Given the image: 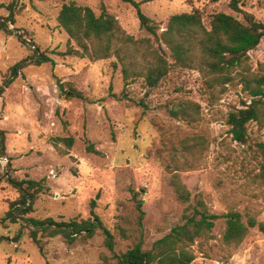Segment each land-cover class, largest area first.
Masks as SVG:
<instances>
[{
	"label": "rangeland",
	"instance_id": "rangeland-1",
	"mask_svg": "<svg viewBox=\"0 0 264 264\" xmlns=\"http://www.w3.org/2000/svg\"><path fill=\"white\" fill-rule=\"evenodd\" d=\"M13 0H0V23L10 15ZM142 3L144 0H134ZM244 12L264 24V0H237ZM71 2L90 7L97 15L106 8L122 28L136 38H145L136 9L122 0H19L14 9L15 23H9L29 43L23 46L15 36L0 31V87L9 69L32 54L37 47L55 65L29 66L15 83L1 94L0 129L7 133L8 158L0 160V264H98L131 249L136 238H123L118 228H137V201H143L144 249L168 235L181 223L184 206L171 186L170 174L158 159L167 142L180 144L186 137L201 135L208 148L202 166L195 171H180L192 200L203 198L211 213L222 215L235 208L264 223V185L256 176L260 160L256 145L264 143V119L248 126L247 145L233 140L226 124L229 112L243 108L250 99L240 87H231L219 101L209 104L202 92L197 71H176L161 86L147 92L143 80L125 87L115 59L91 62L58 54L67 50L69 36L60 27L58 15ZM231 0H153L141 6L144 14L162 31L171 15L199 10L210 28L212 16L224 13L244 21L230 7ZM255 70L264 62V39L250 53ZM74 90L82 98H69ZM190 100L201 107V122L187 126L173 119L168 108ZM144 103L147 107H141ZM74 137L68 155L55 147L58 138ZM85 140L101 155L89 154ZM59 147L66 151L64 144ZM170 150L172 149L169 146ZM7 174L18 180L46 179L49 192L42 195L31 215L36 219L70 221L89 219L92 203L104 226L115 235V249L105 246L99 232L87 241L81 237L68 244L63 237L47 241L42 255L29 237L24 224H1L10 202L18 197L7 182ZM23 229L18 242L16 234ZM225 220L215 224L210 241L198 240L193 247L197 257H208L218 264H264V234L250 231L243 244L231 250L222 242ZM139 236V235H137Z\"/></svg>",
	"mask_w": 264,
	"mask_h": 264
},
{
	"label": "trees",
	"instance_id": "trees-1",
	"mask_svg": "<svg viewBox=\"0 0 264 264\" xmlns=\"http://www.w3.org/2000/svg\"><path fill=\"white\" fill-rule=\"evenodd\" d=\"M122 1L130 3L136 9L141 28L147 32V37L136 38L128 34L106 8L97 15L90 7L71 2L63 5L58 15L60 27L69 36L67 50L58 55L88 59L93 63L115 59L112 66L121 70L125 87L141 79L147 92L159 88L176 71H197L202 92L208 96L210 105L219 101L231 87H240L250 103L243 101V108H235L229 112L226 124L230 127L233 140L240 145H247L249 124L260 123L264 119V62L255 70L250 57V53L264 39V24L253 14L241 10L237 0H231L230 7L243 15V22L231 15L217 13L212 16L210 28H207L201 12L194 10L191 13L171 15L162 31L160 25L147 17L141 9L143 4L153 0H144L142 3ZM18 2L19 0H13L8 6L10 15L0 23V31L15 36L23 46H28L24 36L9 26V23H15L14 9ZM44 64L55 65V62L35 47L29 57L9 69L0 87L1 94L15 83L24 69ZM66 95L69 98H82V94L74 90L66 92ZM140 105L147 107L144 103ZM167 112L171 118L183 121L187 126H195L201 122V107L190 100L173 103ZM6 135L0 129V160L8 158ZM75 141L74 137L58 138L54 145L61 154L68 155ZM59 143L64 144L67 150L63 151ZM85 144L89 154L101 155L91 141L85 140ZM207 148V140L201 135L186 137L180 144L167 142L162 146L158 151V159L171 175L169 185L177 200L184 206L181 223L156 241L152 248L144 249V203L137 201V228L126 230L119 226L118 231L123 238H136L138 242L128 251L114 254L112 258L103 256L98 264H218L208 257H197L193 247L198 240L206 242L213 239L212 232L219 219L225 220L222 242L231 250L238 249L253 229L257 228L264 234V223L258 222L253 216L248 215L245 219L235 208L222 215L213 214L203 198L192 200V194L183 182L181 172L198 170ZM255 154L260 160L256 179L264 185V143L256 145ZM7 182L17 191L18 197L10 202L1 224L7 227L9 224L23 223L24 229L29 231L30 239L42 255L50 239L61 236L68 244H74L80 237L87 241L99 232L104 236L105 246L114 252L115 235L96 214L95 202L92 203L91 217L86 220L58 222L53 218L36 219L31 216L35 212V205L42 195L49 192L46 179L18 180L7 174ZM23 233V229L19 231L13 242H18ZM2 241L10 239L1 237L0 242Z\"/></svg>",
	"mask_w": 264,
	"mask_h": 264
}]
</instances>
